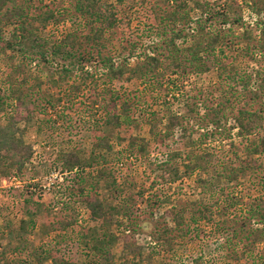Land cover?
Instances as JSON below:
<instances>
[{
	"label": "rangeland",
	"instance_id": "obj_1",
	"mask_svg": "<svg viewBox=\"0 0 264 264\" xmlns=\"http://www.w3.org/2000/svg\"><path fill=\"white\" fill-rule=\"evenodd\" d=\"M182 1L184 0H111L110 5L117 15L116 26L109 32L112 41L106 42L99 49L81 37L83 42H87L83 49L96 56L88 65L100 66L98 61L101 56H113L114 62H128V66L132 67L142 64L143 58L140 59L137 55H144L142 50L150 54L152 47L156 56L165 60L170 52L165 46L172 36L171 28L174 25V21L166 19V15L176 10L177 19L184 15L187 9L181 7ZM208 2L219 8L224 0ZM19 3L26 5L30 19L54 11V20L44 24L35 22L40 33L47 38L55 36L60 39L76 29V25L83 30V35L88 33L84 25L85 19L79 18L75 9L76 0H19ZM193 5L189 2V9ZM243 12L247 22L256 20V16L247 7H244ZM5 30L9 37L13 27H6ZM233 32L239 33V30L234 28ZM177 44L180 48L186 46L179 39ZM235 56L236 53L227 60L230 68H233ZM245 58L249 61L238 59L237 65L240 68L243 66L241 72H251L256 68L250 61L254 58L247 53ZM8 61L7 55L0 57L1 94L9 92L5 84ZM169 61L170 59L161 63L159 74L149 73L146 81L132 78L128 73L123 79H116L111 83L123 95L121 102L126 100L131 105L129 112L135 119L130 129L120 130L102 125L100 109L92 105L96 94L93 92V81L83 83L78 90L71 87L76 84V77L70 78L61 87L52 85L50 81L40 87L38 77L41 76L45 81L49 79V73L54 71L57 75V67L46 66L38 61L27 66L29 81L25 84L24 92L29 111L22 109V114L27 117H23L17 127L21 138L32 148L33 155L22 173L12 171V175L7 177H2L0 173V252H6L9 263L14 260L30 262L35 253L44 255L50 251L55 257L68 259L74 264H122L124 243L128 241L144 245L143 256H140L141 264H161L163 261L171 264H250L249 249L244 247L247 240L243 233L238 235L240 238L231 237V242L217 236V231L227 222L222 211L214 212L210 221L201 220L198 226L192 224V228L183 233L186 234L184 237L181 231H186L189 223L182 226L184 229L171 231V234L180 235V238L177 237L175 250H171V246L160 247L151 243L152 234L175 225L172 223L173 215L179 213L184 205L188 206L189 199L196 203L205 197L201 189L196 187V178L212 174L197 171L192 176H184L177 182L169 183L160 177L161 171H154L160 162L171 158L170 152L174 148H181L183 142L179 135L183 132L180 128H176L172 135L165 136L167 117L173 113L183 116V124L187 128L196 129L195 124L200 123V116L204 112L201 104L205 97L210 98L207 102L209 105L212 99H219L221 94L231 97L233 105L240 104L236 95L232 97L231 92L225 91L230 83V70L219 71L210 61L209 70L194 71L188 67L190 69L183 74V71L169 66ZM96 68L99 93L102 92L103 84H107L108 78L105 71ZM252 86L255 84L252 83ZM247 96L242 98L243 103L247 99L250 108L261 106L256 104L255 99L251 101L250 95ZM49 99L52 104L47 103ZM194 103L200 104V110L190 116L187 104ZM7 111L12 112V108ZM232 114L230 113L231 118L226 122L227 127L236 125ZM151 123L155 125L154 132L159 131L157 137L150 132ZM99 130H104L105 135L110 138L112 152L95 147L96 133ZM236 132L237 129H233L231 137L208 145L211 151L220 155L221 163H217L218 166L223 161L235 166L240 164L235 152H242L243 143L248 144L261 137L264 129L248 138L239 137ZM141 138L148 140L149 154L143 156L135 151L137 153L134 155L125 151L129 141H139ZM72 151L80 154L83 163L69 171L64 168L63 163L66 155ZM93 153L96 160L91 158ZM98 171H104L108 176L97 180ZM113 178L117 179L116 183L107 184ZM249 192L247 185H238L236 196H249ZM87 197L104 199L118 207L127 205L131 220L124 222L120 216L111 217L113 224L110 229L101 230L102 221L97 222L91 218L86 205ZM201 206L194 205L197 211L195 217H199L197 208ZM38 207L34 231H22V220H28L26 211ZM237 210L236 216H239L244 210L243 206ZM183 216L185 222H188L189 212ZM233 216L235 217L234 214ZM144 224H147L146 227ZM94 228L101 238L105 237V232L108 237L109 232L117 236L115 243L106 246L109 252L105 255L94 254L86 243L91 240L89 230ZM256 251L264 253V242L257 244ZM132 258L129 256L130 260ZM44 264H51V261Z\"/></svg>",
	"mask_w": 264,
	"mask_h": 264
},
{
	"label": "trees",
	"instance_id": "obj_2",
	"mask_svg": "<svg viewBox=\"0 0 264 264\" xmlns=\"http://www.w3.org/2000/svg\"><path fill=\"white\" fill-rule=\"evenodd\" d=\"M110 1L76 0L75 9L78 17L85 19L84 25L88 33L83 35L81 32L83 30L76 25V29L57 39L55 36L49 38L43 36L39 27L35 26V22L44 24L54 20L56 17L54 11L30 19L26 5L20 4L19 0H0V57L7 55L9 58L8 71L5 74V84L9 92L1 94L0 91V173L2 177L12 175V171H16V174L22 173L33 155L32 148L19 135L17 125L23 117H27L22 114V109L29 111L24 87L29 81L26 75L27 66L35 61L46 66H56L58 69L57 75L54 71L49 73L47 76L49 79H45L46 82L39 76L37 80L40 87L49 81L52 85L61 87L60 85L68 82L70 78L76 77L77 82L71 87L78 90L83 83L93 81V92L96 94L92 105L99 107L102 125L113 130L130 129L135 121L134 116L129 112L131 105L126 100L121 102L123 95L112 86L111 83L114 80H121L129 73L132 78L146 81L149 73L159 74L161 63H166L165 61L169 59L168 65L183 71V74L190 69L188 67L194 71L209 70L211 66L208 62L211 61L219 71L230 70V83L225 91L226 93L231 92L232 97L236 95L240 104L233 105L231 97L221 94L219 99H212L209 105L207 102L210 98L205 97L201 104L204 112L200 116V123L195 124L196 129L187 128L183 124V116L173 113L167 117L165 136L172 135L176 128H180L183 132L179 135L183 142L181 148H174L170 152L171 158L160 162L154 171L156 173L161 171L160 177L169 183L177 182L184 176H192L197 171L212 172V174L207 177L199 175L196 178V187L201 189L205 197L196 203L189 199L188 206L184 205L179 213L173 215L172 223L175 225L168 226L155 235L152 234L151 243L160 247L171 246V250H175L177 237L180 238V235L171 234V231L177 232L178 229H184L182 226L189 223L187 230L181 231L184 237L186 234L183 233H187L192 228V224L198 226L201 220L210 221L214 212L220 211L221 213L222 211L227 222L217 231V236H222L226 242H231V237H239L238 235L243 233L247 240L244 247L249 249L250 264H264V253L256 251L257 244L264 242V134L248 144L241 145L242 152H235L240 161V164L236 166L224 161L221 166H218L217 163H221L220 155L208 148L210 142H218L231 137L233 129H237V136L242 138L256 135L264 129V0H224L219 8L212 6L208 0H184L181 2V7L187 9L184 15L177 19L178 10L166 15V19L174 21V25L171 28L172 36L165 46L170 51L165 60L156 56L152 47L150 54L142 50L144 55H137L140 59L143 58L142 64L129 67L128 62L124 64L114 62L113 56H101L98 61L100 66H89L88 63H91L96 56L83 49V45L87 42H83L81 37L99 49L106 45V42L112 41L109 32L116 26L117 15ZM189 2L194 4L190 9ZM244 7L250 9L256 16L254 22L245 20ZM9 26H12L13 30L7 37L5 28ZM234 28H237L239 33H234ZM178 39L185 43L184 48H180L177 44ZM244 44L245 46H242ZM88 53H90L89 56ZM234 53L237 56H235L234 63L231 61L233 68H230L227 60ZM246 53L254 58L250 61L256 68L251 72H241L243 66L240 68L237 65L238 59H247L245 58ZM96 67L105 71L108 78L107 84H103L102 92L99 93L100 84L96 79L98 71ZM43 76L46 77V75ZM219 76L221 77L222 74ZM252 83L255 86H252ZM247 95H250L251 101L255 99L256 104L261 106L250 108L247 99L243 103L242 98L248 97ZM47 103L52 104L53 102L49 99ZM198 105L200 104H187L190 116L198 111ZM10 108L12 112L7 111ZM233 111H236L235 114H232ZM230 113L236 125L227 127L226 122L231 118ZM150 125V132L155 133L154 137H157L159 131L154 132V123ZM200 130L203 132L199 133ZM96 135L95 147L112 152L113 145L110 138L105 135V131L99 130ZM125 151H130L128 153L134 155L138 152L146 156L149 154V142L146 138H141L139 141L131 140ZM91 158L96 160L94 153ZM82 163L80 154L72 151L66 155L63 166L73 171L82 166ZM97 174V180L108 176L104 171H98ZM116 180L113 178V181L107 184H115ZM238 185H247L250 195L237 198ZM90 198L86 199L87 208L94 221H102L101 230L110 229V225L113 224L111 217L120 216L124 222L131 220L127 205L118 207L105 202L104 199ZM34 204L39 206L38 203ZM195 204L202 205L197 208L199 217H195L197 214ZM242 206L243 212L236 216L237 209ZM37 210L39 207L26 211L28 220H22L20 227L22 231H34ZM188 212L190 219L185 222L183 214ZM228 223L230 224L227 225ZM146 225L144 224V227ZM89 231L92 234L91 240L86 243L91 251L99 256L108 253L109 249L106 246L117 240V236L110 232L109 237L105 232V237L101 238L99 234H96L95 228ZM144 250V245L125 242L122 264H141L140 256H143ZM5 255V251L0 252V264H44L48 260L51 264H74L68 259L55 257L50 251L45 252L44 255L35 253L30 262L14 260L9 263ZM129 256L133 257L132 260ZM161 264L171 263L163 261Z\"/></svg>",
	"mask_w": 264,
	"mask_h": 264
}]
</instances>
